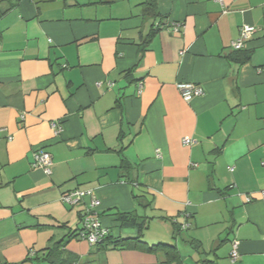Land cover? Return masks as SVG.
Returning <instances> with one entry per match:
<instances>
[{
    "label": "crops",
    "instance_id": "1",
    "mask_svg": "<svg viewBox=\"0 0 264 264\" xmlns=\"http://www.w3.org/2000/svg\"><path fill=\"white\" fill-rule=\"evenodd\" d=\"M146 2L19 0L0 17V264H167L81 240L91 201L61 200L77 189L115 239L176 245L183 264L204 261L192 242L207 262L264 264V0ZM244 25L256 32L236 51ZM186 83L204 95L185 101ZM39 149L50 176L32 167Z\"/></svg>",
    "mask_w": 264,
    "mask_h": 264
},
{
    "label": "built area",
    "instance_id": "2",
    "mask_svg": "<svg viewBox=\"0 0 264 264\" xmlns=\"http://www.w3.org/2000/svg\"><path fill=\"white\" fill-rule=\"evenodd\" d=\"M175 33L179 32V26L174 29ZM256 32V28L249 25H244L240 29V35L236 42L233 43V49L236 51H241L245 48V44L250 41ZM142 88V85L140 86ZM178 89L181 92L183 99L187 102L201 97L204 95V90L195 84H178ZM24 119V116L22 117ZM56 135L62 132V127L57 123L51 124ZM12 138H10L11 140ZM183 143L190 146L195 143L191 138H185ZM53 157L50 153L44 149H39L33 152L32 167L36 169H41L48 176L52 174L53 171ZM85 199H90V205L81 215L82 228L79 231L78 237L86 241L90 246H96L101 243L110 233V231L105 228L101 222V218L98 212L101 206V201L96 197L93 190H74L62 196L61 200L63 204L70 208L80 206ZM189 216L186 215L183 219H188ZM174 222H178L177 220ZM189 226V225H188ZM182 228H185V223H182ZM239 257L238 254V243L235 242L232 247L230 259L235 262Z\"/></svg>",
    "mask_w": 264,
    "mask_h": 264
},
{
    "label": "trees",
    "instance_id": "3",
    "mask_svg": "<svg viewBox=\"0 0 264 264\" xmlns=\"http://www.w3.org/2000/svg\"><path fill=\"white\" fill-rule=\"evenodd\" d=\"M7 1V5L5 8H2L0 6V17L5 15L12 7L17 5L19 0H5ZM147 6V9L151 10L153 13H156L157 11V0H147L145 3ZM155 33H152L148 39L145 40L143 47H147L150 40L153 38ZM234 60L238 61V63H246L247 61L250 60V54L248 53H238L234 57ZM117 220L121 223L122 227L125 228H137L139 229V232L142 233V231L147 227L145 221L138 222L137 218L133 214H118L117 215ZM188 219L184 220L183 223H185V228L179 227L178 224L174 221H172V232L173 236H180L184 230H188ZM182 226V223L180 224ZM192 248L193 250L197 253L199 258L202 261V264H212L211 262H207L208 260L203 259L202 256L203 252L201 251V246L200 244H196L192 242ZM127 246L128 248L131 249H138L141 251H145L148 253H159L163 252L167 258V264H183L182 256L180 251L178 250L176 245L173 244H166V243H161L155 246H149L147 243L139 242L138 239H123L119 240L118 238L115 239L114 236L112 235L111 231L109 235L96 247L100 249H109V248H123ZM206 261V262H205ZM214 264V263H213Z\"/></svg>",
    "mask_w": 264,
    "mask_h": 264
},
{
    "label": "rangeland",
    "instance_id": "4",
    "mask_svg": "<svg viewBox=\"0 0 264 264\" xmlns=\"http://www.w3.org/2000/svg\"><path fill=\"white\" fill-rule=\"evenodd\" d=\"M191 249H192V248H191ZM192 250H193V249H192ZM182 253H184L183 250H182ZM187 253H188V252H187ZM184 255H185V253H184ZM185 256H186V255H185Z\"/></svg>",
    "mask_w": 264,
    "mask_h": 264
}]
</instances>
